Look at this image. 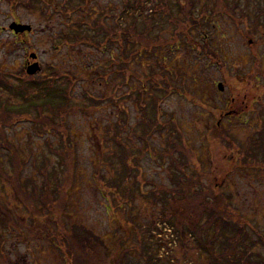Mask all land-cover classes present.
I'll use <instances>...</instances> for the list:
<instances>
[{"label": "rangeland", "instance_id": "rangeland-1", "mask_svg": "<svg viewBox=\"0 0 264 264\" xmlns=\"http://www.w3.org/2000/svg\"><path fill=\"white\" fill-rule=\"evenodd\" d=\"M30 1L19 0L18 5L13 6L9 0H0V71L11 75L10 79L15 82L26 72L29 56L36 53L41 65L38 76L49 74V66L86 79L98 75L97 71H87L89 63L99 67L104 63L98 51L87 43H82L83 46L67 43L63 37L69 31V24H75L84 15L75 10L71 15L70 10L75 9L80 1L72 0L68 18L55 10L67 0H51V16H47L46 9L41 10L39 6L28 9L26 5ZM157 1L148 0L142 13L149 17L151 13L155 15L152 9ZM180 1L189 4L186 14L178 12L177 7L172 8L173 15L181 20H177L182 23L181 28L177 29L169 18L164 24L155 15L157 24L149 34L154 42L165 38L169 46L157 49L152 59L136 60L130 69L141 77L153 70L160 72L158 65L168 62L175 79L173 90L168 95H165V87H158L161 92L157 95L164 97L160 102L158 118L167 135L174 131L170 135L177 146L174 157L184 164L181 188L192 195L199 191L206 194L209 188L223 195L233 221L249 233L250 239L232 238L233 230L231 237L226 236L232 239L231 242H227L222 233H218L217 239L214 232L208 236L202 232L196 235L187 233L188 227L185 226L186 231H181L183 235L180 232L179 238L172 232L171 223L165 220L169 218V206L160 197L165 190L167 194L177 192L181 183L173 181L172 177L179 175L169 158H166L164 166L160 164L163 162L158 155L166 149L165 132H155L145 139L140 136L143 117L135 94L123 99L130 115L126 135L134 141L135 149H140L139 146H144L143 141L147 140L149 152H137L138 183L132 178L124 184L133 197L126 200L123 188L116 191L110 187L108 181L113 173L112 167L101 155L102 151L107 152V148L97 144L102 139V128L112 130L119 120L118 110L114 111L112 106H95L89 112L75 110L71 114L69 135L77 173L73 187L67 188L65 205L60 207L59 198L52 194L49 199L47 194L48 201L45 197L44 200L49 205L43 210L42 200H29L23 192L18 196L16 187L0 180V211L4 205L12 210L15 218L12 224L0 227L4 237L0 247V264H67L64 254L69 241L66 237L73 224L85 226L100 237L108 248L111 260L131 249L137 254V264H147L149 257L154 264H213V257L217 255L219 264H234L233 257L238 262L240 259L250 263L264 262V169L245 167L240 161L247 140L251 137L258 139L261 129V118L257 115L260 108L255 104L264 101V67L256 59L264 54V39L258 32L252 34V26L256 27L264 21V16H260V21L251 17L256 15L260 6H264V0H237L239 6L236 9L232 8V0ZM180 1L170 0L173 5ZM107 8L115 11L108 19L110 24L122 22L119 17L122 0H89L86 11L93 17ZM244 11H247L245 15L248 18L243 16ZM162 20L165 22V19ZM14 22L31 25L32 31L16 35L10 30ZM263 27L264 23L258 24L259 29ZM253 40L257 46L251 47ZM121 82L119 77L112 88L105 90L98 82L91 85L86 81H76L74 103L78 106L88 104L84 91H91L93 97L100 96L101 92L109 95ZM141 85L143 83L133 76L129 85L120 86V92L127 91L129 86L139 89ZM154 88L157 87L153 81L148 90ZM8 96L0 88V99L5 100ZM232 98H236L234 103ZM13 101L17 103V100ZM22 116H15L16 119L6 124L5 131L27 163L20 173L19 182L26 190L29 186L39 188L43 184V174L32 164L34 155L41 157L42 151L48 153L47 140L54 147L59 146L60 136L47 130L38 134L30 119L24 114ZM219 122L226 133L215 130ZM129 129L136 135L134 132L132 135ZM233 138L234 144H231L229 139ZM5 154L6 149L0 146V156H4L7 162ZM50 158L53 164L58 163L56 156ZM235 160H238L236 164ZM6 165L9 167L8 163ZM99 169L105 178L99 177ZM10 172L13 173L12 168ZM156 190L160 196L153 193ZM185 209H189L185 215L189 219L186 220H193L195 216L194 220L198 223L202 219L197 208L183 207L175 212ZM220 216L223 218L225 215L222 213ZM131 218H134L133 221ZM237 226L231 225L230 228ZM199 236H202V242L215 241L216 254L212 256L207 252L209 248L201 247ZM253 240L256 242L254 245L251 243ZM246 247L249 251L245 250ZM227 250L235 254L224 256ZM111 260L107 259L106 264H111Z\"/></svg>", "mask_w": 264, "mask_h": 264}, {"label": "trees", "instance_id": "trees-1", "mask_svg": "<svg viewBox=\"0 0 264 264\" xmlns=\"http://www.w3.org/2000/svg\"><path fill=\"white\" fill-rule=\"evenodd\" d=\"M9 1L13 3V6L19 3V0ZM79 1L75 9L72 8V0H67L63 5H58L55 10L62 13L60 15L66 18L70 17L68 11L71 8V15L74 14V10L75 12H83L84 15L76 20L75 24H69V31L63 34V37L67 43H77L82 46V43H87L88 46L98 51L104 63L101 64L100 67L90 63L87 66L89 67L90 65V67L87 68L88 72L97 71L98 75L93 76L91 79H86L75 73H63L58 70V68L49 66L50 73L47 75L38 76V74H36L30 76L25 72L18 77L17 81L13 82L10 79L11 75L0 71V88L4 93L9 95L5 100L0 99V146L6 149L5 155L7 158V162H5L4 156H0V180L16 187L18 196L23 192L24 195L28 196L29 200H37L36 198H39L40 201L42 200L45 204L41 207L43 210H45L46 205H49V202H45V200L48 201V198L50 199L52 194H54L56 198H59L58 200L61 203L60 207L66 204L64 197L67 196L68 189L73 187V179L77 173L75 166L76 160L74 159L75 154L71 145L73 143L69 135L71 114L75 110L89 112L91 110L90 108L95 106H104L107 108L112 106L114 111L115 109L118 110L117 117L119 120L115 122L112 130L105 129L104 127L102 130L101 128H97L98 131H103L102 139L101 141L98 140L97 144L99 147L102 146L103 148L106 146L107 148V152L103 153L102 151L101 155L105 156V159L109 161V165L112 167L113 173L110 175L108 181L110 187L116 189V191L123 188L126 200L133 197L130 189L125 188L124 184L132 178L135 183H138L140 172L136 169L138 168L136 166L137 161L135 160L138 157L137 152L140 154L149 152V145L147 144L148 141L144 140V146H139L140 149L136 148V150L134 141L126 135L130 115L123 105V99H128V97L136 94V103L143 117L140 124L142 127L140 136L142 138H148L155 132L163 133L165 130L159 122L158 115L161 111L160 102L164 100V97L161 98L157 95L161 92L158 87H165V95H168L173 90L172 82L175 78L167 61L158 65L162 74L153 70L151 73L147 72L144 75L142 74L141 77H139L137 73H133L130 66L135 63L136 60L142 61L152 59L157 49L161 50L167 45L169 46V44L165 42V38H161L159 42H154L149 37V34L154 31L153 28L157 24V20L155 21L156 16H158L164 24H166L167 18L171 19L175 23L174 26L179 29L182 23L180 24V22H178L180 19L173 15L172 8L174 7L176 9L177 7L178 12L181 11V13L186 14L189 5L187 3H182L180 0V2L174 5L170 0H158L153 4L152 9L156 16L151 13L149 17L147 14L142 13L148 0H122V10L119 15L122 22L117 21L116 24H110L108 19L111 14L115 12L114 9H101L99 13H96L95 16L92 17L90 14L87 15L86 11L89 0ZM27 4L26 6L28 9H36L37 6H39L41 10L45 8V14L51 16V0H32ZM248 4L249 3H247V5ZM238 6V1L232 0V8L236 9ZM258 12V14L256 13L255 16L251 17L255 21H260V16L264 15V6H260ZM245 14H247V11L243 12V16L247 17ZM162 19H165V22ZM258 24H260V22ZM258 24L254 28H258ZM261 38L264 39V33H262ZM261 55L263 56L264 54ZM261 55H258L256 61L260 60L264 64V59ZM166 74H168V76ZM169 74H171V76H169ZM133 76L135 79L142 82L143 85H141L139 89H132L129 86V89L122 92V94L120 92V86L129 85ZM119 77L120 79L122 78V82L117 83L109 95L101 92V95L98 94L100 96L97 97L94 95L93 97V95L90 94L91 91H84L85 100H87L88 104L86 103L78 106L74 103L73 90L75 89L76 81H86L91 85H96L98 82L99 86L106 90L108 87L112 88ZM153 81L156 83L157 88L148 90V85ZM154 86L155 85L152 87ZM13 100H17V103ZM262 100H264V97H262ZM256 101L259 100L257 99ZM255 106L260 108L259 111H257L258 117L261 118L260 135L256 140L253 137L247 140L248 143L244 148L243 156L240 161L245 167L253 166L264 169V101H259ZM23 114L30 119L35 129L38 131V134H41L43 130H47L51 134L60 136L59 146L54 147V145L47 140L48 153L42 151L43 155L41 154V157L34 155L32 164L36 167L38 172L40 171L43 174V184L39 188L29 186L26 190L19 185V182L20 173L27 163L21 156L20 150L11 142L5 131L6 124L16 119L15 116L24 117L22 116ZM215 130L226 133L224 126L217 125ZM130 131L132 135L133 132L135 133L134 135H136L135 131ZM166 132L164 134V136H166V149L162 150L164 152L158 155L163 163H158L164 166L166 158H169L170 163L175 167L176 174L179 175V177H172L173 181L175 180L181 183L176 193L167 194L165 190L163 193L161 192L160 197L162 202L169 206V210L166 206L169 211V218L165 220L171 223L170 227L172 228V232H175L176 236L179 238L181 237L180 232L186 231L183 228L185 226L188 227L187 233L195 234L202 232L205 236H208L210 233L214 232V237L217 239L218 233L225 234V237L228 234L229 237H231V230H233L234 236L232 238L249 240L251 237L249 233H246L242 226L233 221L232 214L228 212V205H225V200L222 199L223 195L217 194L218 192L212 188H209L208 193L205 192L206 194H204L203 191H199L194 195L181 188L183 185L181 180L184 179V172L182 171L184 164L174 157L177 146L175 142H172L173 140L170 136L174 134V131H171L169 135H167ZM233 141L234 138L231 140L229 139L231 144H234ZM235 144L237 146V143ZM52 155L58 158L57 164L52 163L50 158ZM237 161L238 160H235V164ZM6 163L9 164V167H7ZM249 163L252 164L249 165ZM10 168L13 169V173L10 172ZM99 173L100 178H105L102 170L99 169ZM169 191L174 192L173 189H169ZM157 192V190L153 191L155 195H158ZM47 194H49V197L47 196L48 198L46 197ZM158 196H160V192ZM183 207L197 208L200 211L199 216H201L200 218L202 219L199 220L198 223L197 220H194L195 216L192 217L193 220H186L189 219L185 216L186 211L189 209H185L182 212H175V210H180V208ZM222 213L225 215L223 218L220 216ZM13 215L14 213L10 208L2 205L0 211V227L2 225L12 224V220L14 219L15 221ZM133 219L134 218H131V221H133ZM204 219L205 222L203 223ZM236 224L238 225L237 227L230 228L231 225ZM66 238L67 241H69V247L65 248L64 254V259L67 264H106L107 259L108 261L111 260L108 248L102 239L85 226L73 224L71 230L67 232ZM197 238L199 244L203 245L201 246L203 249L209 248L207 252L211 253L212 256L216 254L213 244L215 241L202 242V240H200L202 236ZM3 239V234L0 232V247ZM226 240L227 242L232 241V239L228 237H226ZM251 243L254 245L256 242L253 240ZM58 248H60V246H58ZM232 250H227L224 256L230 253L235 254ZM245 250L249 251L247 247ZM217 256L213 257V264L220 263V259ZM244 256L246 255L244 254ZM148 259L149 261L147 260V264H154L151 257ZM233 259L236 261L234 264H264L263 261H253L250 263L249 261H244V259H240L239 262L236 258L233 257ZM135 260H138L137 254L130 249L125 252V254L113 258L110 263L137 264Z\"/></svg>", "mask_w": 264, "mask_h": 264}, {"label": "water", "instance_id": "water-1", "mask_svg": "<svg viewBox=\"0 0 264 264\" xmlns=\"http://www.w3.org/2000/svg\"><path fill=\"white\" fill-rule=\"evenodd\" d=\"M10 30L13 31L15 34H24L26 32L32 31V26L29 24H19V23H12L10 25ZM38 58L36 53L30 55V59L35 60ZM41 71V65L39 62H35L34 64L28 65L26 68V72L28 75L33 76L36 75Z\"/></svg>", "mask_w": 264, "mask_h": 264}, {"label": "flooded vegetation", "instance_id": "flooded-vegetation-1", "mask_svg": "<svg viewBox=\"0 0 264 264\" xmlns=\"http://www.w3.org/2000/svg\"><path fill=\"white\" fill-rule=\"evenodd\" d=\"M263 3V2H262ZM262 16H264V15H262ZM262 23H264V21H261ZM260 22V23H261ZM256 32H258L260 35H262V33H264V27L263 28H261V29H259V28H257V29H255L253 26H252V34H255ZM251 43V47H254V46H257V44H256V42L253 40V42H250ZM35 62H39L38 61V58L37 59H35V60H32V59H30V56H29V58H28V60H27V67H28V65H31V64H34ZM257 63H260L261 61L260 60H257L256 61ZM215 63H217V62H215ZM261 64H262V66L264 67V64H263V62H261ZM26 67V68H27ZM234 99H236V98H232V102L234 103ZM253 104V103H252ZM248 105H250V104H248ZM221 120V118L219 119V121ZM218 126H220V122L218 123Z\"/></svg>", "mask_w": 264, "mask_h": 264}]
</instances>
